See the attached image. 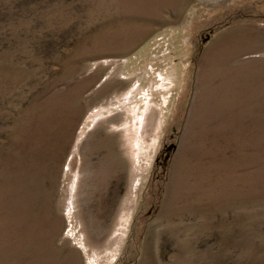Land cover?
<instances>
[{
	"label": "rangeland",
	"instance_id": "rangeland-1",
	"mask_svg": "<svg viewBox=\"0 0 264 264\" xmlns=\"http://www.w3.org/2000/svg\"><path fill=\"white\" fill-rule=\"evenodd\" d=\"M0 264H264V0H0Z\"/></svg>",
	"mask_w": 264,
	"mask_h": 264
},
{
	"label": "water",
	"instance_id": "water-1",
	"mask_svg": "<svg viewBox=\"0 0 264 264\" xmlns=\"http://www.w3.org/2000/svg\"><path fill=\"white\" fill-rule=\"evenodd\" d=\"M172 147H173V146H172ZM172 147H171V148H172Z\"/></svg>",
	"mask_w": 264,
	"mask_h": 264
}]
</instances>
